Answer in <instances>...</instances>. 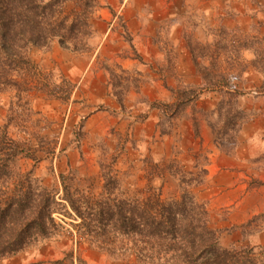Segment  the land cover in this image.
Returning a JSON list of instances; mask_svg holds the SVG:
<instances>
[{"label":"rangeland","instance_id":"rangeland-1","mask_svg":"<svg viewBox=\"0 0 264 264\" xmlns=\"http://www.w3.org/2000/svg\"><path fill=\"white\" fill-rule=\"evenodd\" d=\"M136 2L138 7H155L156 3L154 0ZM166 3L170 13L169 20L162 25V34L158 33L153 38L162 49V62L147 56L139 64L141 69L128 70L116 63L115 58L111 61L99 55L89 67L88 72H92L93 76L98 71L106 75L110 94L119 107L117 109L103 103L92 105L81 87L75 91V86L60 74L40 70L37 64L41 67L47 65L44 64L43 57L51 52L53 44L47 49H34L30 52L39 71L35 84L42 86L44 90H34L27 96L29 107L25 104L19 107L17 94L12 90L0 94V132L5 126L12 138L38 158L37 163L29 158H21L17 162L20 171H33L42 185L53 190L61 188V174L72 176V185L94 193L99 192L103 186L102 165L107 166L116 159L114 168L125 193L147 197L159 192L163 200L170 201L180 195V178L184 179L185 176L190 179L191 176L186 172L197 175L205 169L208 175L210 149L197 140V137L189 148L190 142L182 145L176 136L173 138L174 147L169 158L165 156L156 161L148 145L152 141L145 138L146 128L140 126L141 134L139 129H135V124L144 123L148 116L142 107L148 106L161 111L162 119L158 128L162 134H174L179 122L186 116L192 120L194 131L198 127L195 122L200 119L209 120L215 135L214 146L238 157L241 154L237 146L238 137L235 144H230L224 134L229 132L227 115L231 108L226 107L221 115L218 113L219 104L228 101V93L238 96L236 104L246 117L242 128L255 120L258 129L264 130V0H218L217 10L210 16L203 15V11H200L203 5L192 4L190 0H166ZM178 10L182 14L177 20L172 15ZM174 20L180 22L182 31H170ZM116 29L117 34L122 35L119 38L121 45L128 46L123 49L118 46L117 57L134 59L136 50L133 37L122 19L117 21ZM92 40L94 41V37ZM95 46L91 44L89 52L74 53V56L90 60L96 50ZM60 58L68 70L74 69L78 74L83 69L84 63L76 61L77 57ZM105 67H109L116 76L112 77ZM207 79L218 81L219 85L211 86ZM119 80L122 81V86L117 85ZM128 81H138L140 87L139 90L132 87L126 93L124 108H121L114 92H124ZM155 83L162 84L172 92L176 97L175 102L183 91H187L189 95L190 90L197 91L200 95L177 115H172L171 112L165 114L158 103L175 102H152L150 96L157 94L153 89ZM57 86L61 97L67 96L69 100L63 101L52 95ZM144 87H149L146 94ZM210 93L220 96L218 106L211 113L198 108L197 103L203 94ZM234 114L233 111L232 115ZM121 121H125V127L117 130ZM217 134H220L219 139L223 145L218 143ZM254 146L253 154L264 151V144ZM180 158H185L186 164L183 165ZM236 159L232 164H239L241 158ZM247 163L248 166L240 171L242 176L239 182H243L250 191L261 188L264 186V158L259 156ZM223 168H226L225 165ZM219 177L220 183L217 185L206 187L204 181L201 185L192 186L191 191L199 202L206 205L211 226L220 233L221 246L226 249L255 247L264 255V246L260 245L263 240H251L252 235L264 233V213L255 216L253 223L251 221L232 226V221L228 218L230 208L226 206L233 198V193L229 191L230 178ZM70 251L79 252L87 264L133 263L116 260L86 244L78 245L69 235L63 234L15 253L0 264H47Z\"/></svg>","mask_w":264,"mask_h":264},{"label":"trees","instance_id":"trees-1","mask_svg":"<svg viewBox=\"0 0 264 264\" xmlns=\"http://www.w3.org/2000/svg\"><path fill=\"white\" fill-rule=\"evenodd\" d=\"M100 7L99 0H0V94L12 90L17 94V105L29 107L27 96L44 90L35 84L39 71L30 52L47 49L53 42L71 53L89 52L95 34L92 17ZM135 58L142 63L136 53ZM105 69L116 76L109 67ZM207 82L219 85L212 79ZM117 85L122 86V81ZM132 87L139 90L140 82L128 81L124 92H114L121 108ZM59 90L57 86L52 95L69 100L62 98ZM189 93L180 92L173 104L158 105L165 114L177 115L200 95ZM228 97L219 104L218 113L231 108L229 132L224 134L227 143L235 144L246 117L236 104L238 96L228 93ZM219 135L216 139L223 145ZM21 158L38 162L4 126L0 132V263L65 234L78 245L92 246L131 264H264V255L255 247L221 246L220 233L212 228L206 205L191 191L192 186L205 181V169L197 175L186 172L191 177L180 178L179 197L165 201L159 192L147 197L125 193L114 168L116 159L102 165L103 186L91 193L72 185V176L64 174L59 177L61 188L50 189L33 171H20L17 162ZM47 264L87 262L79 252L70 251Z\"/></svg>","mask_w":264,"mask_h":264},{"label":"crops","instance_id":"crops-1","mask_svg":"<svg viewBox=\"0 0 264 264\" xmlns=\"http://www.w3.org/2000/svg\"><path fill=\"white\" fill-rule=\"evenodd\" d=\"M99 2L102 5L94 13V17H92V24L96 31L94 41H90V44L93 46H95L93 42L96 44V50L93 57L88 60L83 56H74V53L62 49L57 42H54L52 43L51 52L43 57L44 64L46 63L47 65H42V67L48 70L43 69L38 64L37 66L40 70H51L53 73L60 74L61 77L63 76L68 82H71L75 86V91H77L78 87H81L82 92L90 98L89 102H92V105L103 103L108 105V107L117 109L119 107L110 94L111 90L108 86L109 84L106 75L102 71H98L93 76L92 72H88L89 67L92 65L96 56L100 55L101 58L107 57L111 61H114L115 58V62L123 66L125 69H141V66L139 65L141 62L137 58H120L116 55L118 52V46L122 49L128 47L124 44L121 45L122 42L120 39L122 35L117 34L118 31L116 29V24L119 19L124 21L128 32L133 37V44L136 50L135 53L143 60L144 57L150 56V58L162 62V49L153 38L154 36L156 37L158 33L163 32L162 25L169 20L170 13L166 0H154V2H156L154 3L155 7H152V5L148 7H138L136 0H99ZM190 2L192 4L203 5V9H200V11H203V15L210 16L217 10L218 0H190ZM181 14L182 11L178 10L177 13L172 16L176 17L178 20V17ZM182 30L180 22H175L174 20L170 31L173 33ZM60 57H66L68 59L77 57L76 61L84 63V65H82L83 69L79 71L80 73L78 74L74 69L68 70L61 62ZM48 63H50V65ZM160 79L162 78L160 77ZM154 86V92L157 94L154 97L150 96L152 102H175L176 97L172 92L166 89L165 86L160 83H155ZM143 90L146 94L149 87H144ZM219 101L220 96L217 93H210L208 95L203 94L197 102L198 108L211 113L215 110L216 106H218L217 104ZM142 109L148 113V116L144 123L135 124V129L138 131L140 126L146 128L145 138H147L146 140L152 141L148 145L151 148V155L156 161L163 159L165 156L169 158L173 149L172 147H174L173 138L176 136L178 140L181 141L180 143L182 145L190 142L189 148H191V144L196 142L195 137H197V140L204 143V146L210 149L208 154L210 165L207 168L208 175L206 176L207 178L204 185L206 187L212 184L217 185L220 183L219 176H227L230 178L229 191L233 193V198L226 204V206H229L230 208L228 218L232 221V226L248 224L255 216L264 213V186L250 191L243 182H239V179L242 176V172L240 171L248 166V161L254 160L259 156L264 158V151H258L257 154H253V147H255L254 144H264V130L258 129L259 127L256 126L255 120L246 123L238 135L237 146H239V149L241 150L240 157H238L232 153L221 151L214 146L215 135L212 128V122L209 120L200 119V121L197 122L198 127L196 133L193 128L192 120L186 116L179 122V126L174 134H162L158 128V123L160 119H162L161 111L156 108H148V106L144 108L142 107ZM121 123V126L117 130L124 129L126 123L125 121H121ZM139 134H141V129H139ZM135 136H137V133ZM249 142L250 144H248ZM145 143H148V141H145ZM246 144H248V147ZM185 158H180L183 165L186 164ZM236 158H241V160L239 161V164L234 165L232 162L237 161ZM224 165L226 168H223ZM262 171H264V169ZM251 240H263L260 242V245L264 246V233L252 235Z\"/></svg>","mask_w":264,"mask_h":264}]
</instances>
